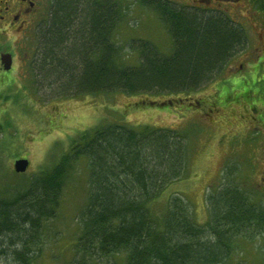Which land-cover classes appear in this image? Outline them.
I'll return each instance as SVG.
<instances>
[{
  "label": "trees",
  "instance_id": "1",
  "mask_svg": "<svg viewBox=\"0 0 264 264\" xmlns=\"http://www.w3.org/2000/svg\"><path fill=\"white\" fill-rule=\"evenodd\" d=\"M127 2L51 0L30 62L37 90L57 97L175 95L194 92L222 76L232 83L210 97L212 109L228 107L227 102L245 106L254 100L252 108L264 102V63L229 72L247 38L228 15L201 5L182 7L173 0H133L156 16L170 47L164 51L149 40L132 39L127 50L118 39L129 13ZM130 52L137 56L135 63L129 61ZM241 73L247 74L245 86L232 79ZM11 81L0 73V90L11 89ZM241 86L245 90L237 93ZM176 100H150L136 107L172 106ZM206 101L192 103L204 112ZM83 132L81 140L79 133L70 139L72 146L57 164L51 160L31 179L23 178V184L12 181L11 187L1 188L3 264L39 263L44 226L56 218L70 173L82 160L89 194L76 221L73 258L64 264H251L244 244L260 242L263 248L258 249L264 252V206L239 185L225 184L208 196L204 225L196 223L190 203L178 194L167 199L163 212H156L154 205L168 186L187 177L190 150L182 133L123 125ZM0 150H5L4 140Z\"/></svg>",
  "mask_w": 264,
  "mask_h": 264
},
{
  "label": "rangeland",
  "instance_id": "2",
  "mask_svg": "<svg viewBox=\"0 0 264 264\" xmlns=\"http://www.w3.org/2000/svg\"><path fill=\"white\" fill-rule=\"evenodd\" d=\"M173 1L182 7L200 5L193 0ZM225 1L215 0L216 5L212 6H229L226 13L231 19L233 17L241 22L243 18L239 20L237 16L240 17L247 11V4L237 1L230 6L231 4ZM127 3L129 13L119 30L120 43L129 50L132 39H146L161 50H169V36L156 16L136 5L133 0H128ZM206 5L201 4L202 7ZM50 8L51 0H47L42 20L47 19ZM257 26L262 27L260 24ZM260 30L258 28L254 31V35L249 28L252 46L241 58L263 56L264 34L260 35ZM36 33L24 41L15 35H0V53L13 52L15 60V70L10 75L11 78L6 74L8 79H12V88L0 90V111L3 113L0 115V141L4 140L5 145V150H0V193L5 195V190L1 188L11 187L12 181L20 185L23 184V178L31 179L51 160L57 164L60 156L72 146L73 136L79 133L76 136L79 140L86 136H83L85 129L98 125L137 128L149 126L182 133L186 136L190 150L187 177L168 186L163 197L154 205L156 212H163L167 199L178 194L190 203L196 223L204 225L209 219L208 196L215 194L225 184L239 185L254 194L264 206V122L261 118L264 107L251 109L253 100L245 106L230 105L227 102L228 107L211 108L214 101L210 100V97L221 88H229L232 81L222 80L224 77L221 76L213 84L194 92L175 95L114 93L57 97L50 91L37 90L36 85L32 83L34 80L30 72V61L36 55L38 46ZM127 56H130V62L137 61L134 52ZM240 64V61L231 64L229 72H240ZM244 68L246 69L247 65H244ZM245 76L243 73L238 74L236 79L232 78L233 82H241L245 86ZM239 90L236 92L241 93L245 89L241 86ZM236 95L238 94H234ZM178 98L192 102L206 99L205 111L195 108L197 106L192 102ZM171 99H177L172 106L136 107L137 104L150 100L164 103ZM21 158L30 160V168L27 173L21 175L22 177L14 178V163ZM86 167V161L82 160L70 173L72 177L66 182L56 218L44 226L43 256L38 264H64L73 258L71 247L79 234L76 221L89 194V175ZM259 247L260 242L244 244L246 258L251 264H264V252L258 249ZM1 257L0 264H3Z\"/></svg>",
  "mask_w": 264,
  "mask_h": 264
},
{
  "label": "flooded vegetation",
  "instance_id": "3",
  "mask_svg": "<svg viewBox=\"0 0 264 264\" xmlns=\"http://www.w3.org/2000/svg\"><path fill=\"white\" fill-rule=\"evenodd\" d=\"M237 1L239 3L245 2L248 6V9L246 12L240 15V17L237 16L239 20L243 18L240 20L241 22L236 21L233 17L231 20L235 24H238L243 28V31L247 38V46L230 61V65H233L240 61L241 64L239 67L240 70L243 71L244 65L248 66L249 64L254 63H264V54L263 56L256 55V57L252 59L248 57L241 58V55L251 49L252 46L251 36L248 32L249 28L253 31L254 35H256L254 31H256L258 28L261 29L260 35L264 34V0H226L225 2L230 3V6H232L236 4L235 2ZM193 2L198 3L200 5L207 4L206 7H208L209 9H216L217 11H222L224 14L228 15L226 13V10L229 6L223 8L218 4V6L214 9L212 5H216V3H214L215 0H193ZM46 4L47 0H0V35L6 37L10 34L15 35L16 37H20V39L23 41L28 40L31 35L33 33H36V31L38 30V27L42 22V18L45 16V11L43 10L46 8ZM257 24H260L262 27H258ZM255 51L257 52L258 50L255 48ZM2 55H12V64L10 70H6L5 64L2 63ZM13 56V52L9 51H6L5 53H0V73L4 75L8 74L10 78V75L13 74L15 70V60ZM259 107H264V102H258L257 109H259ZM250 108L255 109L251 106ZM261 115V118L264 122V112H262Z\"/></svg>",
  "mask_w": 264,
  "mask_h": 264
},
{
  "label": "water",
  "instance_id": "4",
  "mask_svg": "<svg viewBox=\"0 0 264 264\" xmlns=\"http://www.w3.org/2000/svg\"><path fill=\"white\" fill-rule=\"evenodd\" d=\"M12 57L10 55H2V63L5 64L6 70H10L11 68ZM30 166V162L28 159H18L14 163V171L17 174H24L27 172Z\"/></svg>",
  "mask_w": 264,
  "mask_h": 264
}]
</instances>
